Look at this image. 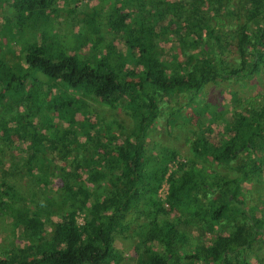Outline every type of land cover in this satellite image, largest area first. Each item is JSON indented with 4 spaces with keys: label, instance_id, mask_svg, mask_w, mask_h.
Here are the masks:
<instances>
[{
    "label": "trees",
    "instance_id": "16d2710c",
    "mask_svg": "<svg viewBox=\"0 0 264 264\" xmlns=\"http://www.w3.org/2000/svg\"><path fill=\"white\" fill-rule=\"evenodd\" d=\"M96 1L0 0V52L24 42L0 53V264H121V240L141 264H264V88L219 114L200 97L264 71V0ZM77 93L131 124L91 123Z\"/></svg>",
    "mask_w": 264,
    "mask_h": 264
},
{
    "label": "rangeland",
    "instance_id": "374dc122",
    "mask_svg": "<svg viewBox=\"0 0 264 264\" xmlns=\"http://www.w3.org/2000/svg\"><path fill=\"white\" fill-rule=\"evenodd\" d=\"M62 2H56L54 5L56 7H61ZM76 6L74 11H78V9L82 5H87L88 7H94L97 5L96 0H76L74 2L71 0H67L66 7L71 8V6ZM65 7V6H64ZM62 7V8H64ZM3 13L1 12L0 8V24L2 19ZM69 20V19H68ZM72 32H77L76 29L73 28ZM52 39L55 41V45H57V49L64 46V42L56 40V38L53 36ZM14 43H10L9 49H1L2 53L5 54L4 57L7 61H16L19 59V56L22 51V45L23 42V34H16L14 38ZM6 44L5 42V35L3 33H0V48H3V46ZM264 88V71L262 70L259 74L251 77V78H244L239 80H229L225 81L219 85H217L213 89L205 88L201 94L200 97L203 99L206 95H210L216 93L213 102L212 108L214 109L215 113L220 112V110L225 109V102L228 100L230 93H234L237 100L240 101L238 104L239 107H245L246 103L248 104L247 100L250 98H253L259 91H261ZM213 90V92H211ZM76 99L79 105L83 106V109L88 111V116L90 118L91 123L94 122L95 118H98L99 120L103 121L104 123H108L110 121H114L119 124H123V127L125 129L131 124V121L128 119V110H126L127 115L124 114V111L122 112L118 107L114 108H105L95 101H93L89 96L77 93ZM199 107H203L202 104L197 105ZM125 112V113H126ZM211 112L209 110H204L203 114L206 116L207 119H211L212 116L210 114ZM161 122V121H160ZM210 122V121H209ZM221 122L217 121L216 123L208 124V132L211 134V132H215L218 127L220 126ZM154 138L158 141L161 140V143H165V147L171 150H177L178 153H180L183 156H188L187 148L181 141H175L172 139V137H165L161 133L158 135H154ZM54 183V184H53ZM52 183L51 189H48V193H50L51 196V202H52V209L54 208L55 211L60 210L57 203V189H56V181ZM24 188V187H23ZM25 192V199L27 202V199L30 198L29 194L35 193L37 195H41V189H39L37 186H34L32 183H26V188H24ZM165 189L162 188L159 191V195L161 198L164 197ZM77 222L82 224L83 223V217L82 214L78 215L76 218ZM13 236V237H12ZM16 243L15 238V232L12 230L11 226L9 225V221L6 218H0V251L8 250L9 247ZM116 246L118 251L121 253L122 261L121 264H141V256L139 248H135V244L132 245L128 240H121L116 242Z\"/></svg>",
    "mask_w": 264,
    "mask_h": 264
}]
</instances>
